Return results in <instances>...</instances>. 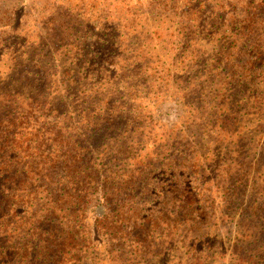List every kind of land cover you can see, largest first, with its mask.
I'll use <instances>...</instances> for the list:
<instances>
[{
	"label": "rangeland",
	"instance_id": "rangeland-1",
	"mask_svg": "<svg viewBox=\"0 0 264 264\" xmlns=\"http://www.w3.org/2000/svg\"><path fill=\"white\" fill-rule=\"evenodd\" d=\"M259 7H264V0H0L2 129H14L8 124L19 121L21 102H50L54 106L46 114L56 116L53 121L70 139L76 140L79 134L92 136L99 149L91 156L90 148L84 154L75 148L77 152L71 155H82L77 166L68 168V175L79 181L70 185V193L88 199L83 208L85 223L70 210L65 214L56 211L55 215L61 216L56 220L62 219L57 230L66 233L68 244L62 247L65 259H59L60 263L51 260L50 264H186V256L179 250L184 246L183 236L207 233L206 227L191 229L182 225L180 218L174 222L176 217L170 220L163 216L165 206L169 211L173 205L158 201L157 192L144 203L139 196L130 198L128 191H118L120 182L125 181L119 176L135 169L137 161L122 156L123 163H112V157L117 158V152L133 157L140 148L138 140L145 136L151 146L147 144L141 153L147 154L143 159L148 166L145 171L150 163L153 175L163 169L161 162L165 167L177 163L167 161L173 150L166 152L171 144L167 137L171 142L180 140L179 149L184 148L185 157L203 146L206 156H215L214 161L224 159L219 147L208 144L199 123L206 118L208 93L211 99L218 98L232 88L226 86L231 81L241 82L236 101L242 108L245 141L251 145L248 139L253 137L255 144L264 136V15L257 18L263 21L257 29L248 24ZM224 22L229 26L244 24L250 35L258 33L261 37L253 40L255 49L239 52L243 44H235L237 54L219 65L214 46L229 36L224 33ZM82 55L86 57L82 61L89 64L76 62ZM76 87L82 90L79 100ZM98 115L101 128L88 124ZM112 117L121 119L116 122L119 129L114 123L108 124ZM137 122L142 125L136 126ZM11 139L18 142L19 132L10 133ZM33 146L25 149L22 145L23 152L17 147L9 159L19 166L36 162L23 157L36 149L37 145ZM46 148H37L33 154L45 155ZM50 152L56 154L57 149ZM69 162L75 161L70 157ZM98 170L100 177L96 178ZM157 186L149 177L142 184L137 181L135 193ZM37 195L34 219L45 214L44 194ZM151 218L155 222L147 221ZM238 218L232 215L219 221L207 234L208 238H218L219 250L205 247L201 264H234L229 245L236 239ZM6 221L5 247L24 248L27 244L30 256H12L9 264H26L31 259L39 262L41 255L34 256L33 245L45 247L47 235L39 237L37 231L31 233L28 224L23 227L9 217ZM141 229L144 231H138ZM50 241L54 245L59 242L54 238Z\"/></svg>",
	"mask_w": 264,
	"mask_h": 264
},
{
	"label": "trees",
	"instance_id": "trees-1",
	"mask_svg": "<svg viewBox=\"0 0 264 264\" xmlns=\"http://www.w3.org/2000/svg\"><path fill=\"white\" fill-rule=\"evenodd\" d=\"M260 15H264V7L255 8L254 13L249 17L251 20H248V24L257 29L262 21L257 19ZM223 24L226 26L224 33L227 32L229 36L224 37L219 43H215L214 55L218 57L219 65L224 62L225 58L228 60L237 54L238 48H233L235 44L240 42L243 44L239 52L249 50V48L255 49L256 45L253 40L257 35L261 37L258 33L250 35V31L244 24L239 26L236 23L232 26L226 22ZM259 42L261 43V41ZM84 58H86L84 55L79 56L76 62L84 66L89 64L87 61H82ZM92 62L94 63V60ZM240 85L241 82L237 81L227 83L226 86L232 88L225 89L218 98L211 99L212 94L208 93L210 99L205 101L204 108L206 118L200 119L199 123V128L204 132L202 134L208 138V144L219 147L218 149L223 152L224 159L214 161L215 156L213 155L212 158L206 156L203 146L198 152L194 150L190 156L185 157L184 148L179 149L180 140L171 142V137H167L171 144L166 152L173 148L167 161L175 162L177 160V163L173 167L167 165L165 167V164L161 162L163 169L160 168V172L153 175V172L150 171V163L148 171H145L148 166L143 159L147 157V154L142 155L141 153L147 144L151 146V143L148 142L150 138L146 139L145 136L138 140L137 145H140V148L136 149L133 157H125L119 152L116 153L119 154L117 158L112 157V163H123V159L137 161L135 169L119 176L125 181L120 182L118 191H128L130 198L139 196V200L144 203H149L153 193L157 192L158 201L165 202V205H173L169 211L165 206L166 211L163 216L170 220L176 217L174 222L180 218L182 225L190 226L191 229H199V226L206 227L207 233H202L194 238L183 236L184 246L179 247V250L183 251L182 253L186 256V264H201V256L205 253V247L210 250L215 248L216 252L219 250L218 238H208L207 234L210 235V232H213L214 226L218 225L219 221H226L232 215H238L240 222L236 239L229 245L232 261L234 264H264V175L262 174L264 173V156L263 154L261 156L262 150L264 151V136L259 137L255 144V139L250 137L248 142L251 145H248L244 139L243 131H241L242 108L236 101L240 93ZM79 88L81 87L75 89L77 100L82 95V90L79 91ZM250 100L257 102V98ZM53 104L45 101L21 102L17 110L21 112L19 121H12L8 124L14 129L4 130L0 123V264H9L12 256L30 257L26 252L29 248L26 247L27 244L24 245V248L5 247L6 237L4 234L7 217L13 219V223L16 221V224L23 225V227L28 224L31 233L37 231L39 237L42 234L47 235L44 239L45 247H42L43 245L35 247L36 243L33 245L34 256L41 255L39 262L31 259L26 264H50L51 260H55L53 263H60L59 259H65L62 255L64 250L62 247L67 246L68 236L64 231L57 230V225L62 223V219L56 220L61 217L58 215L59 213H69L68 210H70V213L85 223V209L83 208L84 201L88 202V199L86 195L76 196V194L70 193L72 190L70 185L79 181L78 179L71 180L68 168L77 166L82 156H71L73 152H77L75 148L80 149L83 154L90 148L91 156L94 151L99 149L93 142L92 136L87 135L85 138L84 135L79 134L76 140L70 139L65 130L60 129L59 123L53 121L56 116L46 114L48 108L54 106ZM112 118L113 120H108V124L114 123V127L119 129L116 122L121 119L115 121V117ZM100 120L101 116L98 115L94 123L88 120V124L95 128H101ZM140 125H142L140 122L136 123V126ZM16 131L19 132L21 139L18 142L14 139L9 140L10 133L14 134ZM33 144L37 145L36 149L39 150H44L47 147L45 155L33 154L36 150L34 149L30 151L31 153H24L23 157L32 158L36 162H27L21 166L11 162L10 152L11 155L16 154L17 147L22 151V145L25 149H29ZM52 149H57V153L51 154ZM208 152L211 153V150ZM70 157L75 162H69ZM153 157L155 159L154 155ZM83 160H87L86 154ZM127 167L129 165L125 167V170L129 169ZM79 170L80 168H78ZM100 172V170L95 172L96 178L100 177ZM149 177H151V181L158 183V186L151 191L136 194L137 181L142 184ZM55 191L57 193L54 194ZM37 194H44L45 214H39L38 218L34 219L36 215L33 216V213L37 212L38 207ZM71 198L74 200L69 203ZM57 210L58 214L55 215ZM30 215L33 216L32 220H30ZM147 221L155 222L153 218ZM192 232L197 234L199 231ZM57 233L59 235L56 236ZM51 238L59 242L54 245V242L50 241ZM38 242L43 243L40 238H38ZM47 245H52L55 248L46 247ZM38 248H40L39 251ZM42 252L44 253L41 254Z\"/></svg>",
	"mask_w": 264,
	"mask_h": 264
}]
</instances>
